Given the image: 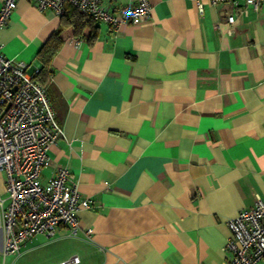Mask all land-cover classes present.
I'll return each mask as SVG.
<instances>
[{
    "label": "crops",
    "instance_id": "1",
    "mask_svg": "<svg viewBox=\"0 0 264 264\" xmlns=\"http://www.w3.org/2000/svg\"><path fill=\"white\" fill-rule=\"evenodd\" d=\"M150 3L145 21H96L92 42L69 37L52 57L43 85L63 135L41 175L70 170L91 208L75 235H33L3 264H224L228 221L264 199V2L246 15L244 0ZM59 18L18 0L4 55L39 69Z\"/></svg>",
    "mask_w": 264,
    "mask_h": 264
},
{
    "label": "built area",
    "instance_id": "2",
    "mask_svg": "<svg viewBox=\"0 0 264 264\" xmlns=\"http://www.w3.org/2000/svg\"><path fill=\"white\" fill-rule=\"evenodd\" d=\"M40 11L64 13L73 6L96 21L117 29L124 23L139 24L149 18L150 0H133L111 8L104 0H29ZM198 7L201 10L200 0ZM213 4L236 0H210ZM18 0H2L0 31L6 26ZM264 0H244L239 15H246V6L257 10ZM235 16L227 15L230 25ZM218 27V24H216ZM0 41V171L4 173L5 196L0 195V264L8 254L18 255L33 235L53 237L63 225L69 233L78 231L77 212L91 208L88 198L79 193L74 174L57 167L43 179L41 170L51 166L48 151L63 135L55 121L54 110L44 86L27 71V64L4 55ZM229 236L224 245V264H264V199L257 197L251 208H245L228 221ZM92 229L85 234L91 236ZM2 260V261H1ZM74 255L57 264L78 263Z\"/></svg>",
    "mask_w": 264,
    "mask_h": 264
},
{
    "label": "trees",
    "instance_id": "3",
    "mask_svg": "<svg viewBox=\"0 0 264 264\" xmlns=\"http://www.w3.org/2000/svg\"><path fill=\"white\" fill-rule=\"evenodd\" d=\"M98 32V24L90 15L73 6H65L60 15L58 27L48 36L39 48L35 60L39 64L35 80L44 86V82L51 73V60L61 43L69 37L76 36L92 42Z\"/></svg>",
    "mask_w": 264,
    "mask_h": 264
}]
</instances>
